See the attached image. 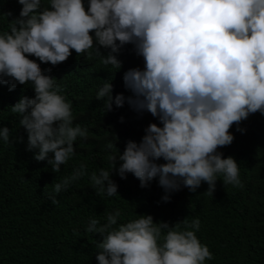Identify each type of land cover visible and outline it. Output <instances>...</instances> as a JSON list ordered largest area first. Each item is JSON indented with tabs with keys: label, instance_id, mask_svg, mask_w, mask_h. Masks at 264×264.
Masks as SVG:
<instances>
[{
	"label": "clouds",
	"instance_id": "obj_1",
	"mask_svg": "<svg viewBox=\"0 0 264 264\" xmlns=\"http://www.w3.org/2000/svg\"><path fill=\"white\" fill-rule=\"evenodd\" d=\"M17 2L22 6L19 16L10 31L0 32V84L9 91L28 84L34 91L11 111L21 117L27 148L37 150L36 161L60 172L74 156L78 138H88V129L74 124L72 105L59 80L41 63L55 66L72 50L88 56L94 51L103 65L119 71L120 51L131 44L144 59L142 69L123 73L131 95H114L112 80H105L96 99L104 101L105 112L127 103L138 114L150 113L159 124L150 123L139 142L128 140L122 153L118 149L110 155L111 169L93 172L92 188L108 197L117 195L113 170L121 179L131 173L142 188L156 179L165 192L163 202L183 188L195 193L202 182L211 195L218 176L225 185L243 186L236 159L224 157L219 149L233 142L229 129L234 124L243 133L241 121L256 112L264 115V0ZM0 140L9 143L7 126L0 127ZM104 147L114 145L109 141ZM85 174L86 164L81 163L54 183L52 203ZM120 216L116 209L105 223L91 218L86 227L103 238L97 245L98 264H205L213 258L196 235L199 218L190 224L184 220L182 229L180 222L173 227L150 214L118 224Z\"/></svg>",
	"mask_w": 264,
	"mask_h": 264
},
{
	"label": "trees",
	"instance_id": "obj_2",
	"mask_svg": "<svg viewBox=\"0 0 264 264\" xmlns=\"http://www.w3.org/2000/svg\"><path fill=\"white\" fill-rule=\"evenodd\" d=\"M21 8L17 0H0V32L10 31ZM101 51L107 53L103 48ZM29 58L39 63L38 58ZM119 59V71L103 65L94 51L88 56L72 50L66 61L55 66L41 63L42 69L51 68L49 74L59 80L66 101L72 105L74 124L88 129V138H78L74 156L57 173L46 161L34 159L37 150H28L21 117L11 111L22 96L33 97V89L18 84L9 91L7 85L0 84V127L10 129L9 143L0 140V264H98L97 245L103 238L87 232L86 227L91 218L105 223L116 209L121 213L118 224L150 214L154 221L173 227L180 222L183 229L184 220L190 224L199 218L196 235L213 254L205 264H264V115L259 112L240 122L239 127L246 130L243 133L236 131L234 124L229 129L233 142L219 149L224 157L236 159L242 187L225 185L218 176L211 195L208 184L202 182L195 193L183 188L172 193L169 202H163L165 192L156 179L142 188L131 173L121 179L113 170L117 195L108 197L92 188L91 174H98L101 168L110 170V155L118 154V149L122 153L128 140L139 142L150 123L159 124L150 113L138 114L127 103L120 108L113 105L112 111L105 112L104 101L96 99L105 80H112L114 95H131L124 88L123 73L130 68L142 69L144 59L136 55L131 44L121 49ZM109 141L114 145L110 150L104 147ZM81 163L86 164V174L57 194L58 203L53 204L49 193L54 183L70 176Z\"/></svg>",
	"mask_w": 264,
	"mask_h": 264
}]
</instances>
